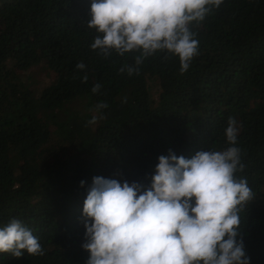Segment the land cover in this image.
<instances>
[{"label":"trees","instance_id":"1","mask_svg":"<svg viewBox=\"0 0 264 264\" xmlns=\"http://www.w3.org/2000/svg\"><path fill=\"white\" fill-rule=\"evenodd\" d=\"M90 9L91 0H0V228L19 220L44 251L0 253V264H87L83 206L94 177L147 189L161 155L233 146L244 165L235 176L254 194L238 239L250 264H264V0H222L190 23L198 49L186 71L158 51L131 76L120 69L139 53L92 49ZM36 67L48 73L40 92L22 79Z\"/></svg>","mask_w":264,"mask_h":264},{"label":"clouds","instance_id":"2","mask_svg":"<svg viewBox=\"0 0 264 264\" xmlns=\"http://www.w3.org/2000/svg\"><path fill=\"white\" fill-rule=\"evenodd\" d=\"M221 3L91 0L87 26L98 33L91 47L104 57L113 51L120 56L139 53L133 65L120 69L129 76L158 51L179 57L184 72L198 49L189 24L203 21ZM76 67L83 70L85 65ZM100 87L97 83L92 92ZM107 107L102 103L97 110ZM96 122L93 116L88 123ZM225 135L229 144H236L231 117ZM158 161L147 189L136 182L93 178L83 206L87 264H250L238 239L239 212L254 194L246 179L235 176L244 169L240 149L199 151L191 159L169 152ZM0 253L16 259L25 253L44 255L38 238L16 219L0 228Z\"/></svg>","mask_w":264,"mask_h":264},{"label":"rangeland","instance_id":"3","mask_svg":"<svg viewBox=\"0 0 264 264\" xmlns=\"http://www.w3.org/2000/svg\"><path fill=\"white\" fill-rule=\"evenodd\" d=\"M48 76L47 71L44 68L36 67L31 69L25 76H22L23 81L34 89L33 91L40 92V89L44 85V80ZM41 116H44L43 114ZM45 117V116H44ZM47 119V117H45Z\"/></svg>","mask_w":264,"mask_h":264}]
</instances>
